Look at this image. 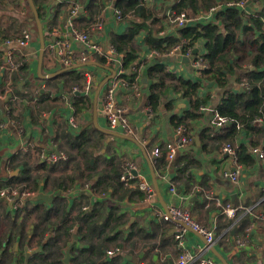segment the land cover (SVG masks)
Instances as JSON below:
<instances>
[{
  "label": "crops",
  "instance_id": "crops-1",
  "mask_svg": "<svg viewBox=\"0 0 264 264\" xmlns=\"http://www.w3.org/2000/svg\"><path fill=\"white\" fill-rule=\"evenodd\" d=\"M72 1L77 2V5L81 7L74 17L69 14ZM139 1L138 6L143 7L144 11L145 9L152 10L154 16L160 19L154 28L142 29L136 35L134 48L141 60L150 51L157 49L149 46L147 40L151 35L148 31H152L159 38L164 37V47H167L170 38L181 39V30L187 27H178L171 22V13L176 12L173 6L178 0ZM88 2L89 0H45L40 3V11L43 15L40 17L44 23L46 40L42 66L44 74L54 73L67 67L49 49L50 44L55 41L56 32L61 37L63 33L71 31L72 27L85 29L103 19L104 30L93 33V39H95L96 34L97 41L106 48L110 44L114 45L112 38L117 34L124 33L130 26L131 20L139 21L144 18L141 13L136 12L140 8L138 7L134 10L136 15H125L122 21H117L113 12L114 7H118L116 0H102L103 7L100 15L91 25H88L82 21L88 14L86 8ZM15 6L17 8L14 9V13L19 19L31 15L29 17L30 23L22 26L19 34L0 40V67L6 60L7 52L11 50L14 60L20 63H28V70L24 74L19 69L14 72L6 71L0 77V125H2L0 127V186L3 180L9 176L19 174L24 168L25 162L31 163V165L39 161L41 163L47 162L41 158V150L65 154V158L47 162L49 164L67 160L69 157L67 139L69 136H77L85 128L94 126L103 132L105 131L101 128L125 133L120 124L116 126V129H112L108 116L102 111L103 97L108 83L99 91L100 96L97 94L100 84L113 75L110 70H108L109 73L106 72V65L102 61L103 57L96 56V61L102 64V67L97 68V64L90 62L88 65H75L68 69L81 71L84 75L86 69L100 70L102 78L89 95H85L82 91L74 92V87L82 89L85 82L82 86L72 87L69 81L70 75L65 74L68 70L52 78L40 77L38 66L41 45L38 31L32 32L38 27L33 9L29 0H17ZM263 10L264 0H252L248 3L244 13L256 12L261 14ZM191 18L188 25L195 26L197 24L196 17ZM25 29L32 33L30 43L20 45L15 42L9 46L4 45L5 40L20 36ZM183 40L181 39V41ZM70 42L71 47L77 52L86 49V44L76 38L70 39ZM193 45V53L196 58L203 56L205 53L204 44L194 42ZM161 54L162 56H153L147 61L139 84V92L127 86L116 91L117 107L123 110L122 115L128 119L129 123L137 128V131L130 135L137 140L134 141L118 134L111 135L105 132L108 135L107 147L102 150L107 157L115 154L118 158L124 159L125 163L135 162L138 165L137 181L131 183L130 180L126 183L140 189V180L144 179L152 187L150 199L134 197L131 200L118 201L112 198L108 192L101 193V195L94 193L89 181L85 182L84 185L78 183L71 188L65 184L54 188L51 184L45 185L46 173L44 170L34 169L33 173L39 178L40 183L37 191L30 187L21 189L17 187L14 189L29 191L31 195L24 199L21 204L17 200L11 202L2 196H0V201L2 200L1 202L7 212L17 218L18 223L24 220L27 213L26 207L50 205L57 195L68 196L70 206L82 194L88 195L93 201L105 199L111 206L117 204L129 219L126 230L137 232L138 229H142V232L137 234L138 236L134 234L136 237L127 240L124 246H112L107 249L105 252L106 259H110L113 255H121L122 259L119 260L118 264H175L185 250L196 253L204 249L207 240L202 234L184 227L186 230L181 232L180 237H177L184 225L177 220L163 219L159 215L161 211L166 212L170 207L180 206L190 210L199 223L205 226L216 225V240L211 247H214L224 256L229 264H264V217L262 216L264 212V161H261L258 154L252 151L253 147L250 144L252 136L249 137L244 124L239 123L237 124L238 133L233 141L226 142L236 148L238 163L240 164V176L235 180L231 174L237 170V164L233 161L232 155L225 151L226 143L223 144L217 138L222 129L228 126L217 123V115L219 114L217 104L224 93L214 81L205 82L201 88L202 94L208 96L206 104L201 105L204 106L201 110V116L190 122L188 126L177 127L173 124V117H182L185 111L191 107L188 98L174 90H170L167 95L163 96L159 111L154 112L153 118L150 119L148 97L152 80L147 74L149 65L155 62L164 63L167 70L193 81H201L199 78L203 70L199 71L192 67L189 57V61H185V56ZM233 57L238 58L239 55L235 54ZM249 58L250 54L240 61L244 68L251 66ZM236 78L237 75L232 77L229 84L230 89L234 91L243 90L244 82L238 83ZM210 82H214L212 87L208 85ZM21 83L23 84L21 85ZM17 87L24 89V94H19ZM40 90L41 92L46 91V96L49 98L44 103L36 104ZM34 94L36 95L35 98H33ZM76 94L90 97L91 109H83L82 112H77L73 103ZM9 105L14 107L15 118H11ZM95 107H97V118H95ZM257 117L264 118V114L260 113L253 118L255 125L264 124V122L259 124L254 122ZM71 118L75 119L76 125L71 123ZM239 125L240 127H238ZM21 126L24 128L22 133L19 132ZM179 127L188 130L193 135L194 142L189 146L178 148L175 157L171 160L168 157V145L176 143ZM259 141L261 144L256 147L264 151V133L259 137ZM244 145L247 146V153L253 158L252 164H245L240 161L238 151ZM156 146H160L162 149L159 156L153 155ZM161 157L165 161L163 165L159 159ZM157 159H159L158 163ZM151 166H153L156 181ZM143 192L145 194V191ZM159 193L162 198L159 197ZM43 194L52 197V200L43 198ZM226 204H231L237 208L235 217L223 213V205ZM84 209L88 210L89 206H84ZM32 219H34V215L31 216ZM75 227L72 229V233H76L77 226ZM51 232L49 230L45 233L47 238ZM148 234L151 236L149 237ZM77 238L76 236L71 238L70 246L65 250L63 256L64 264H73L71 262V247L81 245ZM238 239L245 240L246 245L240 246ZM46 241V238L40 241L35 240L32 243L26 240L22 248H19L17 242L16 254L12 264H29V258L41 252ZM68 251L70 258L66 260ZM108 251L115 253L110 255ZM205 253L213 256L218 263L222 264L220 258L211 248Z\"/></svg>",
  "mask_w": 264,
  "mask_h": 264
},
{
  "label": "trees",
  "instance_id": "trees-1",
  "mask_svg": "<svg viewBox=\"0 0 264 264\" xmlns=\"http://www.w3.org/2000/svg\"><path fill=\"white\" fill-rule=\"evenodd\" d=\"M16 1L0 0V40L19 34L22 26L30 23L31 15L19 19L14 13V9L17 8ZM43 1L45 0H34L41 17L43 15L40 11V3ZM218 1L229 0H178L173 9L177 13L186 12L189 17H199L203 10L209 9ZM116 4L125 15L140 7L139 0H116ZM102 7V0H89L86 5L88 14L82 21L91 25L100 15ZM136 12L141 13L144 18L139 21L131 20L130 26L124 33L112 38L117 51L122 54L123 67L127 70L140 62L137 50L134 48L136 35L142 29L149 30L156 25V17L152 10L144 11L143 7H140ZM196 23L195 26L187 25L185 26L187 28L181 30V39L187 40L186 46L193 47L194 42H202L205 46L203 58L208 66L202 70L201 81L178 76L167 70L164 63L155 62L148 66L147 71L148 77L152 80L148 103L157 113L164 95L170 90L180 92L188 98L191 107L182 117H173L172 121L177 127L181 125L186 127L201 116V110L204 108L201 105L206 104L208 96L202 94L201 88L205 82L214 81L224 93L217 104L218 113L230 119V123L226 125L228 127L222 129V132L217 134V138L223 144L232 142L238 133L237 124L242 123L248 136H252L251 146L256 147L261 144L259 137L264 133V124L253 123L256 115L264 114V10L261 14L244 13L238 7L225 6L215 14L213 20L207 22L197 19ZM148 32L151 35L147 40L149 46L157 48L156 50L163 54L169 53L181 42L180 38L179 42L175 38H170L168 46L164 47V37L159 38L152 31ZM235 54L239 57L234 58ZM248 54H250L251 66L244 68L240 61ZM19 70L24 74L28 70V63L21 64ZM65 74L70 75L69 81L72 87L82 86L85 82V75L81 71L70 69ZM235 75H237L236 82H244L243 90L230 89V81ZM17 92L22 95L24 89L17 87ZM39 93L36 104L44 103L49 98L46 96V91L40 90ZM35 96L34 94L33 98ZM73 103L77 112L92 107L91 98L82 94H76ZM9 106L11 118H15L14 107ZM107 138L105 132L94 126L85 128L77 136H69L67 139L69 155L67 160L52 164L39 161L33 165L25 162L19 174L3 180L0 188L30 187L37 191L40 183L33 170L41 169L46 173L45 185L51 184L54 188H58L61 184L71 188L78 183L84 185L89 181L93 192L99 195L108 192L118 201L131 200L134 197L146 199V193L126 183L130 180L131 183H135L138 176L128 180L121 179L128 163L115 154L107 157L102 152L107 147ZM238 153L240 161L245 164L253 163V158L247 153V146H242ZM159 159L163 165L164 158ZM1 201L0 264L13 263L17 242L19 248H22L26 240L32 243L43 238L47 241L42 251L30 257L29 264H64L63 256L73 236L78 237L81 243L80 246L71 247L73 264H118L122 259L121 255H113L110 259H106L107 249L112 246H124L127 240L135 238L142 232L141 228L137 232L126 230L129 219L127 214L121 211L120 206L117 204L111 206L105 199L93 201L85 194L76 198L71 206L68 196L57 195L50 205L26 207L27 213L21 223L7 212ZM84 206H89V209L85 210ZM32 215L34 219L31 220ZM75 226L77 231L72 233ZM49 230L52 232L47 238L45 233ZM148 236L150 237L151 234Z\"/></svg>",
  "mask_w": 264,
  "mask_h": 264
},
{
  "label": "built area",
  "instance_id": "built-area-1",
  "mask_svg": "<svg viewBox=\"0 0 264 264\" xmlns=\"http://www.w3.org/2000/svg\"><path fill=\"white\" fill-rule=\"evenodd\" d=\"M251 1L249 0H229V1H220L214 5H212L207 11L203 12L199 17H196V20H204V21H211L214 19L215 14L221 10V8L225 6L229 7H238L240 10L245 11L248 6V3ZM81 7L77 5V2L72 1L69 7V14L71 17H74L78 14ZM114 17L117 21H122L125 14L123 13L122 9L119 7H114L113 9ZM128 15H136V12L132 11ZM171 22H173L178 27H185L188 25L191 17L188 16L186 12H173L170 16ZM72 25H74L71 22ZM104 30V21L101 19L100 21L92 24L90 27H86L85 29H77L76 27H72L71 31H67L59 37L58 33L56 32L55 41L52 42L49 46V49L52 53L56 55L58 59L62 62L64 66L72 67L75 65H88V63L97 64L98 67H102L103 65L96 61V56L100 55L103 57L102 61L105 63L106 72L109 73L108 70L112 71L113 75L110 76L109 81L107 82L108 85L106 87L103 103H102V111L108 116L109 122L112 126V129H116V126L120 125L124 128L125 133L129 135H133L137 128L131 125L128 119L122 115L123 110L117 107L116 103V91L124 86L131 88L132 90L139 92V84L141 83V78L143 77V71L147 61L153 56H162V54L157 50H152L148 54L142 57L139 63L134 64L129 70L123 67V60L122 54L117 51L113 44H110L108 47H104L102 43L97 41V35L95 34V39H93V33L96 31H103ZM76 38L78 41L83 42L86 44V49L80 52H77L75 49L71 47L70 39ZM32 40V33L30 30H23L22 34L14 39H7L4 41L5 46H9L13 43H18L20 45H26L30 43ZM187 40L181 41L177 44L169 54H178L180 56H186L190 58L192 67L198 69L199 71L202 69L207 68V63L205 62L203 56L196 58L195 54L193 53L194 47L186 46ZM12 51L9 50L7 52V57L5 62L0 67V77L4 74V72H14L19 69L21 66L20 62H17L13 59ZM146 61V62H145ZM100 70L95 69H86L84 70L85 73V83L82 89L78 87H74V92L79 93L82 91L85 95H89L93 89L96 87L100 77H98V73ZM105 75V74H104ZM128 75V76H127ZM132 76V78H130ZM149 105V104H148ZM149 118H153L154 111L149 105ZM254 122L256 123H263V117H257ZM71 123L76 125V121L74 118H71ZM217 123L219 125H228L230 123V119L222 116L220 114L217 115ZM2 125H0L1 127ZM240 127V125L238 126ZM19 132H24V128L21 126L19 127ZM177 139L175 144L168 145V157L172 160L175 157L177 149L183 146H189L193 144L194 137L191 133H189L185 128L179 127L177 131ZM225 151L229 152L232 155L233 161L237 164V170L234 171L231 176L237 180L240 176L239 168L240 164L238 163V156L236 152V148L228 143L224 147ZM253 153L258 154L259 159L264 161V151L259 147L252 148ZM162 152L160 146H156L153 150L154 156H159ZM40 156L47 162H54L61 158H65V154L61 152H48L46 150L40 151ZM133 171H139L138 165L135 162L128 163L126 167V171L122 176V180H128L132 176H136L133 174ZM138 176V175H137ZM139 187L141 190L145 191L147 194L146 199H150L152 196V187L150 186L147 181L144 179L140 180ZM31 195L29 191H21L18 189H7V188H0V196L11 200L14 202L15 200L18 201L19 204L23 202L24 199L28 198ZM220 203V201H219ZM237 208L232 206L231 204L223 205V213L230 217H235ZM160 217L166 220H177L182 225H184L180 232L177 234V237L181 236V232H184L186 228L190 227L191 229L195 230L202 234L205 239L207 240V245L204 249H201L199 252H191V251H184L176 260L175 264H220L218 261L210 255H207L205 251L211 248L212 244L216 240V225L214 226H205L199 223L192 215L191 211L180 207V206H173L168 209V211L159 213ZM264 217V212L262 214ZM238 244L240 246H245L246 241L243 239H238ZM110 255L114 254V251H108Z\"/></svg>",
  "mask_w": 264,
  "mask_h": 264
},
{
  "label": "water",
  "instance_id": "water-1",
  "mask_svg": "<svg viewBox=\"0 0 264 264\" xmlns=\"http://www.w3.org/2000/svg\"><path fill=\"white\" fill-rule=\"evenodd\" d=\"M29 2H30V5H31V7H32V9H33V12H34V15H35V19H36V21H37V29H33L32 30V32H36V31H38V33H39V38H40V45H41V49H40V54H39V66H38V73H39V75H40V77H42V78H46V79H48V78H52V77H55V76H57V75H59V74H61L62 72H64V71H67L69 68H72V67H65V68H62L61 70H59V71H56V72H54V73H49V74H44L43 73V69H42V66H43V58H44V53H45V50H46V40H45V36H44V23H43V21L41 20V17H40V15H39V12H38V10H37V7H36V5H35V3H34V1L33 0H29ZM55 38V37H54ZM184 59H185V61H189V58L188 57H184ZM109 79H110V77L109 78H107L105 81H103L101 84H100V87H99V89H98V92H97V94H98V96H100L99 95V91L101 90V88L109 81ZM199 80H200V78H199ZM23 83H21V85H22ZM210 87H212L213 85H214V82H210L209 84H208ZM98 100V99H97ZM97 105H98V101H97ZM96 108L97 107H95V118H97V110H96ZM120 124V123H119ZM102 130H104L105 132H107V133H109V134H111V135H115V134H118V135H120V136H122V137H124V138H127V139H130V140H134V141H136L137 139L135 138V137H133V136H130V135H127V134H125V133H118V132H116V131H112V130H108V129H105V128H101ZM149 160V159H148ZM150 161V160H149ZM151 169H152V174H153V177H154V180L156 181L157 179H156V177H155V173H154V171H153V166H151ZM133 173L134 174H138V171H133ZM42 197L43 198H45V199H47V200H52V197H50V196H48V195H45V194H43L42 195ZM159 197L160 198H162V196L160 195V193H159ZM189 230H192L191 228H189V227H187ZM202 239L204 240V237L202 236ZM211 250L220 258V260L222 261V264H229V262H228V260L224 257V256H222L214 247H211ZM70 258V252L68 251V255H67V258H66V260L67 259H69Z\"/></svg>",
  "mask_w": 264,
  "mask_h": 264
},
{
  "label": "rangeland",
  "instance_id": "rangeland-1",
  "mask_svg": "<svg viewBox=\"0 0 264 264\" xmlns=\"http://www.w3.org/2000/svg\"><path fill=\"white\" fill-rule=\"evenodd\" d=\"M155 19H156L155 22H156V24H157V23L160 21V19H159V18H155ZM33 27H34V24H33ZM24 28H27V27H24ZM22 32H23V31H22ZM21 34H22V33H21ZM35 38H36V36H35ZM46 59L48 60L47 57H46ZM91 68H92V67H91ZM98 77H100V78L102 77V73H101V72L98 73ZM197 221H198V220H197Z\"/></svg>",
  "mask_w": 264,
  "mask_h": 264
},
{
  "label": "clouds",
  "instance_id": "clouds-1",
  "mask_svg": "<svg viewBox=\"0 0 264 264\" xmlns=\"http://www.w3.org/2000/svg\"><path fill=\"white\" fill-rule=\"evenodd\" d=\"M250 1V0H249Z\"/></svg>",
  "mask_w": 264,
  "mask_h": 264
}]
</instances>
